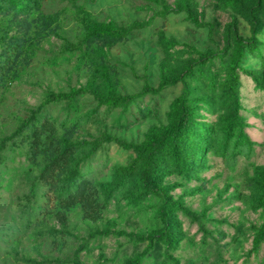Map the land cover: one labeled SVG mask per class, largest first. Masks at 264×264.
<instances>
[{"label":"rangeland","instance_id":"1","mask_svg":"<svg viewBox=\"0 0 264 264\" xmlns=\"http://www.w3.org/2000/svg\"><path fill=\"white\" fill-rule=\"evenodd\" d=\"M263 223L264 0H0V264H264Z\"/></svg>","mask_w":264,"mask_h":264},{"label":"trees","instance_id":"2","mask_svg":"<svg viewBox=\"0 0 264 264\" xmlns=\"http://www.w3.org/2000/svg\"><path fill=\"white\" fill-rule=\"evenodd\" d=\"M21 5V2H15V6L19 7ZM88 38L90 39H107V40H112V41H117L119 40L123 33L121 30V27L116 25L112 21H107V22H102V23H95L92 26L89 27L88 29ZM249 42H239L236 47H235V58H234V63H236L242 53V49L244 46H248ZM79 89H75L70 92H56L54 94L49 93L50 98L52 99H70L72 96L75 94L76 91ZM146 88L144 87L142 91H145ZM141 91V92H142ZM133 95H128V96H116L112 101L116 102L119 98H130ZM190 116L187 115V112H182L178 115L177 120H176V126L179 125H185L189 122ZM175 137H176V130L169 131L166 129H161L158 130L156 135L153 137V143L151 145V156L152 159L149 161L148 165L141 170L140 173V182L142 184V187L147 190L151 191L154 190V175L156 174V162L159 160V152L161 148L164 145H168L170 148V152H176L177 147H176V142H175ZM132 171V165L127 164V165H118L116 167V178L118 179L119 182L123 181L124 178H126ZM178 207L176 203L174 202H169V201H164L162 204V207L159 212V217L160 220L164 223L167 219V214L168 211L172 210L173 208ZM185 213L193 217V215L186 209H184ZM256 240L261 239L264 237V223L261 224L260 228L258 229L256 235ZM140 254L135 257L131 258L129 260L130 264H134L137 259L139 258Z\"/></svg>","mask_w":264,"mask_h":264}]
</instances>
